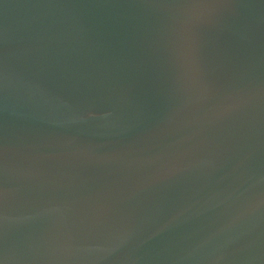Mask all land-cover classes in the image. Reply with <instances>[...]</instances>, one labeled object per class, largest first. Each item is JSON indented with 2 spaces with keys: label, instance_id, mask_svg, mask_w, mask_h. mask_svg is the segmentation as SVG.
<instances>
[{
  "label": "water",
  "instance_id": "water-1",
  "mask_svg": "<svg viewBox=\"0 0 264 264\" xmlns=\"http://www.w3.org/2000/svg\"><path fill=\"white\" fill-rule=\"evenodd\" d=\"M0 264H264V0H0Z\"/></svg>",
  "mask_w": 264,
  "mask_h": 264
}]
</instances>
